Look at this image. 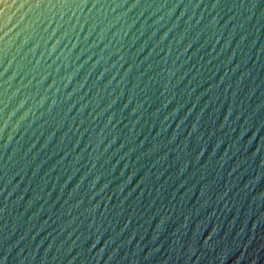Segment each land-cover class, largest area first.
Listing matches in <instances>:
<instances>
[{
	"label": "water",
	"instance_id": "water-1",
	"mask_svg": "<svg viewBox=\"0 0 264 264\" xmlns=\"http://www.w3.org/2000/svg\"><path fill=\"white\" fill-rule=\"evenodd\" d=\"M0 264H264V0H0Z\"/></svg>",
	"mask_w": 264,
	"mask_h": 264
}]
</instances>
